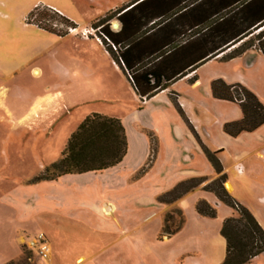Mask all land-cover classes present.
I'll return each instance as SVG.
<instances>
[{
	"label": "crops",
	"instance_id": "0c3cea01",
	"mask_svg": "<svg viewBox=\"0 0 264 264\" xmlns=\"http://www.w3.org/2000/svg\"><path fill=\"white\" fill-rule=\"evenodd\" d=\"M130 4L124 5L125 12L131 9ZM119 30L120 23L116 32ZM239 45L188 72L151 99L141 101L131 85L133 103L121 116L111 117L121 121L128 138V153L120 165L99 173L64 176L39 184L28 185L25 179L8 192L0 193V264L19 263L27 248L38 254L40 234L46 236L50 256L38 254L34 264H125V260H129L126 264H140V234L130 235L132 231L115 219L120 213V198L116 194L128 190L131 183H143L152 176H157V199L184 180L197 177L214 180L215 171L200 142L211 151L220 152L218 156L228 175L225 185L228 193L264 229V126L253 133L230 137L224 126L241 121L242 110L238 104L216 100L212 94L214 81L241 84L264 105V54L251 49L240 57L226 59ZM113 68L122 73L117 64ZM28 126L33 125L27 124V129ZM147 132L158 142L157 155L150 171L134 180L151 156ZM41 166V170L46 168ZM90 178L98 179L102 188L80 184ZM205 185L178 202L186 224L180 233L167 240H177L190 227L195 228V246L191 244L192 251L184 256H195L196 264L199 261L222 264L226 257L224 253L219 257L226 242L221 235L222 224L237 216V212L230 207L222 210V221L216 223L214 219L201 217L196 211L200 201L215 208L222 206L214 194L203 190ZM156 197L152 203L161 211L162 219L168 208L158 201L156 204ZM92 213L97 216V225L88 222ZM80 225L89 228L85 232L76 230ZM161 228L162 220L157 238ZM257 263L264 264V254L249 264Z\"/></svg>",
	"mask_w": 264,
	"mask_h": 264
},
{
	"label": "rangeland",
	"instance_id": "374dc122",
	"mask_svg": "<svg viewBox=\"0 0 264 264\" xmlns=\"http://www.w3.org/2000/svg\"><path fill=\"white\" fill-rule=\"evenodd\" d=\"M134 1L0 0V193L25 179L30 185V179L43 171L42 164L47 168L58 162L71 136L87 117L121 116L133 103L129 79L123 71L114 70L116 63L106 42L101 44L97 36L100 37L102 22L116 32L117 12ZM87 31H95L96 36L85 37ZM259 35H264V27L250 39L254 46ZM186 39H178L179 44ZM27 124L33 126L27 129ZM156 182L157 176H152L146 182L131 183L128 190L116 194L120 213L115 219L132 231L130 235L140 234V264H196L195 256H184L192 251L191 244L195 246V228L190 227L171 242L168 237H161V228L157 238L168 209L161 219V211L152 203ZM80 184L102 188L95 178ZM220 204L221 207L216 206L215 223L222 221V210L229 209ZM103 212L107 213L106 209ZM88 222L97 225V216L92 213ZM85 228L89 227L80 225L76 230ZM223 253L226 255V242L219 257ZM38 254L27 248L24 259L17 264H34L35 257L41 256Z\"/></svg>",
	"mask_w": 264,
	"mask_h": 264
},
{
	"label": "trees",
	"instance_id": "16d2710c",
	"mask_svg": "<svg viewBox=\"0 0 264 264\" xmlns=\"http://www.w3.org/2000/svg\"><path fill=\"white\" fill-rule=\"evenodd\" d=\"M129 8L127 12L126 9L117 12L118 32L110 31L102 22L99 34L141 101L153 98L188 72L238 44L241 45L226 59L240 57L253 48L264 54V35H259L255 46L250 42L255 31L264 27V0H135ZM186 37L179 44L178 39ZM212 94L216 100L236 103L242 110L241 121L224 126V132L230 137L253 133L264 126V105L245 86L227 85L218 80L212 83ZM192 132L199 140L193 128ZM147 135L151 156L138 178L150 171L157 155L158 142L152 133L147 132ZM200 145L216 174L203 190L237 212V216L222 224L221 235L226 241L222 264H249L264 254V229L252 213L228 193L225 187L228 175L218 159L220 152L211 151L201 142ZM127 153L128 138L121 121L93 114L71 136L60 160L45 168L30 184L103 172L120 165ZM207 180L190 178L158 196V203L168 208L161 237L171 238L183 230L186 216L177 204ZM196 211L204 218L217 217V209L206 201H200Z\"/></svg>",
	"mask_w": 264,
	"mask_h": 264
},
{
	"label": "built area",
	"instance_id": "2783aa9c",
	"mask_svg": "<svg viewBox=\"0 0 264 264\" xmlns=\"http://www.w3.org/2000/svg\"><path fill=\"white\" fill-rule=\"evenodd\" d=\"M97 32H99V30H96ZM85 37H91V36H96V33H95V31L92 33V32H89V31H87L85 34ZM97 38H98V41L102 44V41H104L103 40V37L100 35V37L99 36H97ZM38 247H39V254L41 255V256H43V257H47V253H48V251H49V245H48V241H47V239H46V237H45V235L44 234H40L39 236H38Z\"/></svg>",
	"mask_w": 264,
	"mask_h": 264
},
{
	"label": "water",
	"instance_id": "95a60500",
	"mask_svg": "<svg viewBox=\"0 0 264 264\" xmlns=\"http://www.w3.org/2000/svg\"><path fill=\"white\" fill-rule=\"evenodd\" d=\"M115 28H118V25H115Z\"/></svg>",
	"mask_w": 264,
	"mask_h": 264
}]
</instances>
